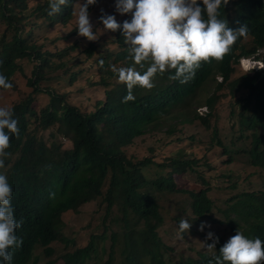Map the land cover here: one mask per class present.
<instances>
[{
  "label": "trees",
  "instance_id": "trees-1",
  "mask_svg": "<svg viewBox=\"0 0 264 264\" xmlns=\"http://www.w3.org/2000/svg\"><path fill=\"white\" fill-rule=\"evenodd\" d=\"M76 2L69 0L67 5L61 6L58 14L49 16L48 0H0V25H5L6 29V34L0 39V73L13 84L11 89H0V97L17 86L16 79L20 82L24 71L19 61L28 58L37 63L32 75L27 78V90L20 92L16 102L8 107L14 113L13 118L18 120L19 135L10 134V147L6 150L10 155L4 158L5 167L0 168V173L6 174L13 188L11 203L15 218L23 222L17 230L23 245L15 250L12 264H30L32 259H36V263L39 254L51 258L55 250L52 245L61 241L72 250L61 253L59 263L54 260L47 264H113L115 260H119V264H142V258L147 254H153L152 264H166L157 261L155 255L159 249V230L164 225L158 199L161 193H180L191 201L188 208L192 215L185 219L192 225L188 232L199 238V243L203 246L213 243L207 238L208 234L198 228L201 224L215 226L211 232L219 238L216 249H212V256L204 253L196 255L198 252L194 249V256L179 264H215L214 257L219 255L220 247L238 229L250 239L264 241V180L259 181L264 179V70L231 81L240 58L264 51V0H229L226 7L221 6L218 18L228 22L234 30L247 25L248 37L239 38L222 61L202 62L194 78L187 83L175 80L174 83L181 87L177 96L174 97L165 87L170 76L175 74V70H168L159 74L151 91L138 92L134 101L123 103L118 99V90L107 92V96H112L115 102L98 103L99 107L96 106L93 112H81L63 95L44 90L43 86L52 83L56 69L65 66V63L62 66L56 62V59L62 60L65 54L59 52L53 55L42 51L34 39L36 30H41L40 23L66 24L70 21ZM93 7H89L90 14L94 11ZM111 15H115L117 21L123 18L116 10ZM99 17L95 21L101 23ZM127 19L130 17L124 20ZM77 31L70 33L71 46L67 50L79 48V41L84 44L81 50L83 62L79 63V67L92 63V59L107 53L111 47H118L116 43L124 42L121 31L105 33L103 37L97 33L99 39L94 42L78 36ZM125 55L126 52H122L115 57L121 59ZM261 57L264 60V54ZM110 58L112 55L108 54ZM79 67L69 69L73 82L89 78ZM217 75L223 81L217 83L216 91L205 102L212 112L222 98L220 91L223 88L244 91V97L236 96L234 101V108H239L243 102L240 111L235 112L234 108L231 111L237 118L240 135L222 139L216 126L212 130L210 148H221L222 154L228 157L227 163L233 164L243 158L250 168L237 177L226 176L229 196L223 199V204L228 209L220 211L222 220L214 217L217 206L208 196L210 188L195 192L176 187L173 176L177 173L185 175L190 172L205 182L204 173L198 170V162L182 159L187 156L183 150L186 143L193 144L197 140L196 135H183L164 142L166 148L176 150L175 155L161 152L159 159H156L158 154L145 159L135 154L128 155L134 139L146 132V129L137 128L135 123L143 106L150 104L152 98L159 100L160 121L163 114L169 115L166 108L171 104H190L191 98L206 84L216 83ZM101 83L107 85V80L102 79ZM76 87L81 88L79 85ZM136 88L139 86L133 89V94ZM36 95L48 96V104L35 106ZM211 114L202 119L203 124L209 125ZM51 128H57V133L73 141V148L64 150L54 142L46 144L39 132ZM147 149L148 152L157 151L150 146ZM207 168L210 169V166ZM151 170L154 173L149 178ZM98 201L106 204L105 217L115 207L123 213L120 230L112 234L108 251L106 242L110 234L107 227L102 233L92 234L86 245L71 247L83 236L79 233L73 236L72 226L71 235L63 233L70 225L63 221V216L72 212L80 217L84 205ZM186 211L185 208L184 213ZM230 212L234 213L233 217ZM79 220L76 218L77 222ZM90 228L82 230L85 236ZM40 250L42 252L39 253Z\"/></svg>",
  "mask_w": 264,
  "mask_h": 264
},
{
  "label": "clouds",
  "instance_id": "clouds-1",
  "mask_svg": "<svg viewBox=\"0 0 264 264\" xmlns=\"http://www.w3.org/2000/svg\"><path fill=\"white\" fill-rule=\"evenodd\" d=\"M68 3L69 0H48L50 9L48 15L58 14L61 11V6ZM228 3L229 0H77L71 16L76 18L78 36L94 42L99 39L97 37L99 30H103V33L121 31L124 39L123 43H116L118 47H111L107 53L92 59L91 64L101 75V80H107V85H103L101 80L97 83L105 88L102 103L115 102L112 96H107V92L116 90L119 93L118 99L123 103L134 101L138 92L151 91L160 77L159 74L168 70H175V74L170 76L165 87L175 97L181 90V87L174 83L175 80L182 84L187 83L194 78L195 72L201 67L202 62L222 61L237 40L241 37L247 39L249 34L247 25L234 30L229 27L228 22L218 18L219 9L222 5L226 7ZM90 6H94V11L91 14ZM113 6H115L116 12L121 15L127 14V16H123L121 20L117 21L116 16L111 15L114 11L112 10ZM99 15L101 23L95 21ZM127 17L130 19L124 20ZM91 21L94 22V25ZM122 52H126L125 57L117 59L115 56ZM108 54L112 55V58L108 59ZM263 54V50H259L253 56L240 58L238 66L242 68H239L247 74L264 70V60L261 57ZM215 78L216 83L212 81L203 87L213 85L214 90L211 95L216 91L217 83L223 81L220 75ZM137 86L139 88H136L133 94V89ZM12 87L13 84L9 82L8 78L0 73V89H11ZM203 88L191 98L190 104L180 106L171 104L165 109L169 115L163 114L160 121L158 120L162 112L158 110L159 100L152 98L150 104L143 106V111L135 119L137 128L146 129V132L136 137L134 142L136 139L146 136L153 142L156 139H161L159 137L161 134L174 136L175 140L179 137L178 134H174L177 125L190 124L193 121H198L204 127L213 129L215 126H211V118L214 116L218 103L212 112L205 103L211 95L204 102V106L196 109V114L194 112L192 117L184 116L179 111L193 105ZM225 89L228 90L230 87L220 91L222 98ZM228 91L233 95L236 94L235 90H233L235 93L231 89ZM196 105L202 104L197 102ZM77 108L81 111L79 107ZM210 114L209 125L203 124L202 119L208 118ZM13 115L10 108L0 107V168L5 167L4 158L10 155L6 151L10 147V134L19 135L18 120L14 119ZM51 142L56 143L53 140ZM71 142L73 144V141ZM45 143L50 144L46 141ZM58 145L62 146V144ZM62 148L64 149V146ZM12 196L13 188L6 174L0 173V264H12L15 250L23 245V239L17 235V230L23 222L17 221L15 218L11 203ZM227 209L219 208L216 211L215 208L213 212L215 219L222 220L223 214L220 211ZM217 213L221 216H218ZM230 215L233 217L234 213L230 212ZM205 226L211 227L201 224L200 230L203 231ZM191 227L189 220L181 217L178 232L186 234ZM206 234H208V239L213 240V243L206 244L207 249L209 251L216 249L219 238L215 237L212 232ZM196 239L198 242L201 241L199 238ZM155 255H157V261L161 260L166 264H179L193 257L194 253L193 256L186 259L178 258L174 262H168L160 253L159 244ZM152 256L153 254L144 256L150 259L149 264L154 261ZM35 260L32 259L31 262L34 263ZM214 261L215 264H264V241L260 238L250 239L238 229L236 234L220 247L219 255L214 257Z\"/></svg>",
  "mask_w": 264,
  "mask_h": 264
},
{
  "label": "rangeland",
  "instance_id": "rangeland-1",
  "mask_svg": "<svg viewBox=\"0 0 264 264\" xmlns=\"http://www.w3.org/2000/svg\"><path fill=\"white\" fill-rule=\"evenodd\" d=\"M32 1V0H30ZM103 7H106L103 5ZM112 10H115V6L112 7ZM127 16L126 15H119ZM94 25V22L91 21ZM41 26V30L35 32L34 39L37 40V46L40 47L42 51H49L53 55H57L59 52H63L65 57L62 60L57 61L61 63L62 66L65 63V66L62 68H57L56 75H53L54 79L52 83H48L43 86L44 90L48 89L57 94H61L64 96L65 100L70 101L75 106L79 107L81 111L85 112H93L96 106L99 107L98 103H101L104 98L105 88L97 85L101 80V75L97 72L96 68H94L90 62V64H85L79 67V63L83 62V55L81 50H83L84 44L79 41V48L76 50H67L71 45L70 44V33L76 30V18L71 17L70 21L66 24L62 22H57L55 24H51L48 22H43L39 24ZM6 29L5 25H0V39L4 36ZM78 32V31H77ZM99 34L101 37L105 35L103 30H99ZM79 39V38H78ZM72 40V39H71ZM264 53V51H263ZM71 54V55H70ZM21 63V67L24 71V74L20 78V82L16 79L17 86H15L12 90L4 93V97H0V107H9L10 104H14L18 99L19 93L23 92L26 89L27 78H29L37 64L35 61L26 59L19 61ZM77 66L82 68L81 72L86 73L88 79L85 78L77 83V81L73 82L70 80L71 72L69 69L71 67ZM241 66H235L236 73L232 76L231 81H234L247 73L244 72ZM68 74H65L67 73ZM15 82V81H14ZM110 82V81H109ZM217 82L219 80L217 79ZM79 85L81 88L76 87ZM17 87V88H16ZM111 89V88H109ZM214 90L213 85H208L203 88L202 91L199 92L197 101L194 102L190 107L182 108L179 111L184 116L192 117L194 112L196 114V109L204 106V102L211 95ZM230 90V89H228ZM227 89L223 91L224 97L218 102L214 116L211 118V126H218L219 134L223 138H230L232 136L240 135V127L237 124V118L234 114H231V111L234 108V101L236 96L239 98L244 97V91H236V94L233 95ZM49 102L48 96L46 95H36L35 96V106L40 104L47 105ZM197 102H201L202 105H196ZM243 102H241V106ZM240 106V107H241ZM240 107L237 106L234 108L235 112L240 111ZM235 124V125H234ZM212 127L206 128L200 122L193 121L190 124L185 125H177L175 135L178 136H190L192 134L196 135L197 140L191 144L186 143L184 152L187 154L186 157L182 158L186 161H196L198 162V170L204 173V181L197 179L194 174L188 172L185 175L175 174L173 177L177 183L176 187L185 190L190 189L195 192L210 188L209 197L213 200L215 205L217 206L216 211L219 208L226 209L228 206L223 204V199L228 198L229 193L226 190L227 186V177L228 175H233L235 177L241 175L244 172H248L250 168L246 165V162L243 158L237 159L233 164L227 163V156L222 154V150L219 147L210 148V142L212 139ZM39 136L43 138L44 141L50 143L52 140L58 144H62L64 149H71L73 146L71 140L57 133V128H51L47 131L39 132ZM161 140L157 141L155 144L152 143L148 136L141 137L135 140L132 147L128 150V155H138L140 158H148L153 157L158 154L156 159H159V154L161 152L169 153V155H175L176 150L172 148H166L167 145L164 142L173 141L174 136H167L165 134H161L159 136ZM241 145V144H238ZM156 148L157 151L148 152L147 147ZM173 147V146H172ZM161 149V151H160ZM191 155V156H190ZM207 164L210 166H203ZM150 177L152 178L153 170L149 171ZM264 179H260L259 181H263ZM158 199L162 208V216L164 218V225L159 230V244H160V253L163 258L168 261H176L178 258L186 259L190 256H193V250L196 249L198 253H206L209 256L213 255V251H209L206 246H203L201 243L197 241L195 237L191 234V232L179 233L178 232V224L181 217L185 218L192 215L190 209L188 208L191 201H188L185 196L182 194H168L161 193L158 194ZM98 202H92L87 205H84L81 209L83 211V216H77L74 213H68L63 216V221L65 223H70L67 225L63 233L67 236L72 234V228L74 230L73 236H76L79 233L83 236L79 241H75L71 247H80L82 245H86L88 243V239L92 234L102 233L105 227L108 228V232L110 234V238L106 242L107 251L112 244L111 236L113 233H118L120 230V220L122 219L123 213L119 208H114L111 213L106 215V204H100ZM185 208L187 211L184 213ZM218 216H221L217 213ZM76 218L81 219L79 222L76 221ZM104 218L106 219L104 222ZM72 226V228H71ZM90 226V230L86 231V236L82 232L83 229ZM198 226H195V228ZM215 226L211 225V227H204L202 232L209 233L211 229ZM200 228V227H198ZM218 233L219 230L217 229ZM221 233V232H220ZM54 255L51 258H46L44 254H39L38 260L36 263L31 262L30 264H46L48 261H58L61 260V253H68L72 249L66 248L65 243L63 241L54 243L53 245ZM105 246V247H106ZM121 246L122 245H118ZM120 250V249H119ZM42 250L39 251V253ZM119 252V251H118ZM198 255L197 253H195ZM119 260H115L113 264H119ZM149 258H142V264H149ZM57 263V264H58Z\"/></svg>",
  "mask_w": 264,
  "mask_h": 264
},
{
  "label": "bare ground",
  "instance_id": "bare-ground-1",
  "mask_svg": "<svg viewBox=\"0 0 264 264\" xmlns=\"http://www.w3.org/2000/svg\"><path fill=\"white\" fill-rule=\"evenodd\" d=\"M102 52V51H101ZM101 54V53H100ZM184 99V98H183ZM135 260V259H134ZM137 260V259H136ZM134 262H136V261H134Z\"/></svg>",
  "mask_w": 264,
  "mask_h": 264
}]
</instances>
